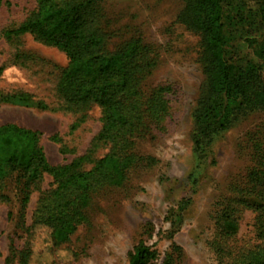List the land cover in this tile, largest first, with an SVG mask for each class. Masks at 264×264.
<instances>
[{
    "label": "rangeland",
    "instance_id": "obj_1",
    "mask_svg": "<svg viewBox=\"0 0 264 264\" xmlns=\"http://www.w3.org/2000/svg\"><path fill=\"white\" fill-rule=\"evenodd\" d=\"M257 1L264 0H237L223 8L227 51L240 61L249 53V41L264 34ZM100 3L113 30L128 32L129 38L155 49L158 66L142 86L147 92L170 88L165 97L171 116L158 128L153 124L133 138L130 151L136 163L121 186H103L92 193L86 222L61 247L69 253L51 251L44 230L36 238L31 264H128L141 243L156 253L151 264H219L215 239L223 237L215 218L223 197L230 196L229 185L245 181L255 162L249 140L264 133V109L245 116L212 147L197 152L195 113L209 79L202 37L180 21L185 1ZM35 6L34 0H0V97L25 93L50 109L0 103V126L14 123L39 131L48 162L65 166L87 154L103 128V112L99 107L77 113L59 109L56 88L69 64L64 52L29 34L11 41L2 36L4 29L20 24ZM108 153L109 147L102 146L94 158ZM56 187L51 175L31 182L15 172L6 180L0 192V264H20L40 201ZM236 217V235L224 239L237 246L253 243L256 214L245 210Z\"/></svg>",
    "mask_w": 264,
    "mask_h": 264
},
{
    "label": "trees",
    "instance_id": "obj_2",
    "mask_svg": "<svg viewBox=\"0 0 264 264\" xmlns=\"http://www.w3.org/2000/svg\"><path fill=\"white\" fill-rule=\"evenodd\" d=\"M34 1L36 6L27 17L17 26L4 29L2 36L11 41L29 34L64 52L69 64L56 88L59 109L77 113L99 107L103 128L85 156L69 165L52 166L39 131L14 123L0 126V192L15 172H21L31 182L51 175L57 184L40 201L20 264H31L36 238L44 230L50 238L51 251L69 253L61 247L86 222L85 210L92 193L103 186H121L136 163L130 151L133 138L153 124L158 128L171 116L165 97L170 88L147 92L142 86L158 66L155 49L141 39L129 38L128 32L113 30L101 0ZM184 1L180 21L201 35L209 79L195 113L194 144L197 152L203 153L245 116L264 109V34L249 41V53L242 65L240 59L229 55L224 33V5L237 0ZM256 7L264 24V1H257ZM0 103L50 109L45 102H36L25 93L2 95ZM76 128L74 125L72 129ZM254 136L248 148L254 149L255 162L245 181L229 185L230 196L223 197L215 218L219 236L223 237L221 241L215 239L219 264H264V133ZM102 146L109 147V153L95 159L96 150ZM245 210L256 214L254 242L230 245L225 239L236 235V214ZM155 258V251L141 243L128 264H151Z\"/></svg>",
    "mask_w": 264,
    "mask_h": 264
}]
</instances>
